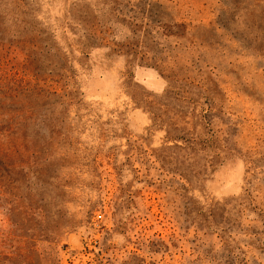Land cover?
I'll return each mask as SVG.
<instances>
[{
	"label": "rangeland",
	"instance_id": "rangeland-1",
	"mask_svg": "<svg viewBox=\"0 0 264 264\" xmlns=\"http://www.w3.org/2000/svg\"><path fill=\"white\" fill-rule=\"evenodd\" d=\"M0 264H264V0H0Z\"/></svg>",
	"mask_w": 264,
	"mask_h": 264
}]
</instances>
